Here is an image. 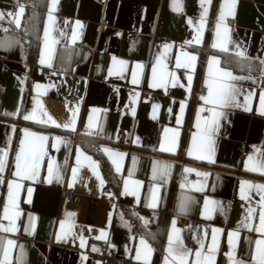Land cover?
<instances>
[{"label":"crops","instance_id":"obj_1","mask_svg":"<svg viewBox=\"0 0 264 264\" xmlns=\"http://www.w3.org/2000/svg\"><path fill=\"white\" fill-rule=\"evenodd\" d=\"M27 3L0 0V224L10 226L7 205L16 229L0 231V260L10 239V264H102L97 241L118 259L108 264H180L182 251L191 253L187 264L196 251L208 264L215 236L212 264H256L264 173L250 169L264 166V0H235L232 15V0H179L182 11L173 0H57L54 22L51 0ZM218 69L243 77L229 81L240 91L226 107L201 99L222 79ZM210 109L222 115L206 133ZM24 130L47 137L32 179L41 142ZM62 189L81 195L78 209L66 206Z\"/></svg>","mask_w":264,"mask_h":264},{"label":"snow or ice","instance_id":"obj_2","mask_svg":"<svg viewBox=\"0 0 264 264\" xmlns=\"http://www.w3.org/2000/svg\"><path fill=\"white\" fill-rule=\"evenodd\" d=\"M56 3H57V0H51V7L49 9V14H48V20L49 22H54V16H53V11L56 7ZM210 3V0H201V5L204 6L205 4H209ZM228 7V15H232L233 14V9L235 7V0H232V3L231 4H228L227 5ZM173 8L175 11H182V5L179 3V0H173ZM224 6L222 5V9H221V13H220V16H219V20L223 21L224 18H225V13H224V10H223ZM24 12V7L23 6H20L19 7V12L16 14L17 17L19 16H22ZM9 15H12L11 13H9ZM207 15V8H205V11L204 13L202 14L201 16V27H203V23H204V17ZM3 18V13H0V19ZM14 22L16 23L17 26H19L20 24V20L17 18L14 20ZM191 23V21H189ZM217 28H219V25L217 26ZM228 32V29H225V33ZM48 34H49V31H48V28L46 27L45 28V39L47 41V37H48ZM217 36H219V31H217ZM73 42H75L76 40V35L75 33L73 34ZM196 43H200V40L199 38H197L195 40ZM227 42H230L227 38V36L225 37V46L223 47V50L227 51V47H226V43ZM165 47H169L168 45H165ZM212 47H217V44H213ZM237 55L239 56H244V52L243 51H240L237 53ZM190 61H195L196 60V56H190L189 57ZM40 63H45V60L43 59V56L40 60ZM120 64H123L124 62L123 61H120L119 62ZM210 63H219V61L213 57L212 58V61ZM177 66H181L179 64V61H177ZM142 67L141 65H137V68H140ZM218 72L220 73L222 79L220 81L217 82L216 86H215V89H213L212 85H209V92H208V96H202L201 99L205 100L207 103L209 104H213V105H217V106H220V107H226L228 106L232 101L235 100L236 98V95L239 93L240 89L237 88L236 84L234 83H230L229 81H236V80H240V79H243V77H237V76H234L231 72L229 71H226V70H220L218 69ZM153 73H155V68L153 69ZM189 81H191L192 77L189 76L188 77ZM134 84L137 83V80L135 78V74H133V81H132ZM153 87H157L159 85H156V84H153L152 85ZM175 86V85H174ZM37 88L40 87V85H36ZM246 103H247V98H246ZM260 110H261V113L264 114V93H261V96H260ZM93 111H96L95 109ZM181 111H183V105H181ZM210 111L212 112V117L210 118V120H208L206 122V133H211L213 132L217 127H218V117H220L222 115L221 112H217L215 111L214 109H210ZM73 115H75V113H73ZM35 117L33 115H25L24 116V119L25 120H32L34 119ZM49 120H51V117H48ZM89 120L91 121V117L89 118ZM41 123H44L45 121L41 120L40 121ZM54 123V122H53ZM70 125H64V127H69ZM89 126L91 127V123L89 124ZM197 128L200 127V124H199V121L197 122ZM25 131V136H33L35 137L36 139H38L41 144L39 146V148H36L34 147L33 148V151H32V158H33V165H32V168L30 169V173L29 175H27V178L28 179H32L34 178L35 176V168L38 166V160H39V155H40V152L42 151V148H43V144L42 142L45 141L47 139L46 136H37L35 133H30L28 132L27 130H24ZM167 131V130H166ZM206 140H207V143L210 145L212 143L211 141V138L210 136H206ZM57 141L58 142H61L60 141V138H57ZM23 141H21V149H20V152L17 154L16 156V168H17V171L15 172V175L16 176H20L21 175V172H20V168H21V165H20V161H21V155L24 153V148H23ZM193 143H195V135L193 136ZM162 147V150H167V151H172L171 148L169 149H164L163 148V145L161 146ZM108 151V150H106ZM189 155H192V152L191 150L189 151L188 153ZM7 154L4 153V156H6ZM116 155L118 156H123L122 153H117ZM209 159L211 160V156L209 155L208 157H204V156H201L200 159ZM252 157H249V160H251ZM77 162L79 163V156L77 157ZM135 162V161H134ZM113 163H116V161H113ZM165 168L167 167H170L168 165H165L164 166ZM4 170V159L3 157H0V172H2ZM250 170L252 171H261L262 173H264V166H261L259 168H256V167H253L251 168ZM117 171H120V166L119 164H117ZM154 171H155V168H154ZM185 171H193L192 169H185ZM52 172H53V169H52V166L49 165V175L51 176L52 175ZM75 172L76 170L73 169V175L75 176ZM198 175H200V173H197ZM206 175V174H204ZM2 178H0V183H2ZM243 183H248V182H242ZM9 192H8V196H9V200L11 201L12 200V182H9ZM17 187H19V185H17ZM258 188L264 190V185H259L257 186ZM31 194V189H29V195ZM243 194H244V189H243V186L241 188V195H242V198H243ZM151 206H155V203H153V205ZM182 209H183V206H181ZM262 208H264V197H262ZM250 213H251V209L249 210ZM18 215V213H17ZM5 220H9L10 221V226H7L5 227L4 225L0 224V231H4V232H12V231H15V225L14 223H12V218L8 215V207L7 205H5V208H4V217H3ZM259 220H260V223H259V227L256 228L255 230L264 234V211H261L260 213V217H259ZM61 227L63 228V223L61 225ZM173 230L175 231V221H173ZM214 231H219V230H214ZM236 235V233H230L229 234V244L231 245L232 244V239L231 237ZM99 238H103V236L99 237ZM59 239V237H58ZM140 243L142 245H145V247H148L147 246V243L145 240L141 239ZM172 243V237L171 235L169 236V244L171 245ZM15 242L13 240H8L7 241V247L4 248V259L0 260V264H10V259H9V250L14 246ZM83 246V244L81 245ZM256 256L254 257V259L256 260V264H264V239H259L256 241ZM203 244H201V249H203ZM218 249V244H217V241H216V237L213 236V244L212 246L208 249V252H209V255L207 257H205V260L208 262V264H212V261H213V254L216 252V250ZM94 251L96 250L95 248L93 249ZM148 251L150 252L151 249L148 248ZM169 253L171 254L172 253V248L169 247ZM191 253L189 251H182L179 253V255L176 257L177 259H179L180 261V264H187V260H186V257L188 255H190ZM201 255H202V252L201 251H196L195 253V256H196V260H195V264H201ZM229 255V258L231 260L232 258V255L233 253H228ZM137 259H140V255H139V252L137 253ZM165 264H169V261L167 259V257L165 258ZM234 264H244L243 261H235Z\"/></svg>","mask_w":264,"mask_h":264},{"label":"built area","instance_id":"obj_3","mask_svg":"<svg viewBox=\"0 0 264 264\" xmlns=\"http://www.w3.org/2000/svg\"><path fill=\"white\" fill-rule=\"evenodd\" d=\"M2 32H3V30L0 28V35L2 34ZM131 35L134 36L135 34L132 33ZM200 91H203V88H201ZM143 94H145V93H143ZM121 134H122V137L119 136L118 139L120 141H123L124 131H122ZM61 194L66 201V206L69 209L76 210L79 208L80 200H81V195L79 193L74 192V191L69 190V189H62ZM183 220L184 219H179L177 221V223L182 224L184 222ZM97 244L100 247L101 253L99 255V258H100V261L102 264L117 263L118 262V259L115 257V255L107 250V246H108L107 241H97Z\"/></svg>","mask_w":264,"mask_h":264},{"label":"trees","instance_id":"obj_4","mask_svg":"<svg viewBox=\"0 0 264 264\" xmlns=\"http://www.w3.org/2000/svg\"><path fill=\"white\" fill-rule=\"evenodd\" d=\"M24 1V0H23ZM36 1L38 2L37 4H38V6L41 4L40 3V0H25V2L28 4L27 6L29 7V8H32V7H34V5H35V3H36ZM208 36H209V30L207 31V33H206V39L208 38ZM55 128H57L58 130L60 129L59 127H55Z\"/></svg>","mask_w":264,"mask_h":264}]
</instances>
